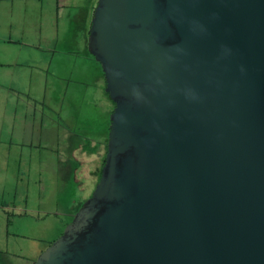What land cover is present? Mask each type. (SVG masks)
Segmentation results:
<instances>
[{
  "label": "water",
  "instance_id": "obj_1",
  "mask_svg": "<svg viewBox=\"0 0 264 264\" xmlns=\"http://www.w3.org/2000/svg\"><path fill=\"white\" fill-rule=\"evenodd\" d=\"M101 176L34 264H264V0H98Z\"/></svg>",
  "mask_w": 264,
  "mask_h": 264
},
{
  "label": "crops",
  "instance_id": "obj_2",
  "mask_svg": "<svg viewBox=\"0 0 264 264\" xmlns=\"http://www.w3.org/2000/svg\"><path fill=\"white\" fill-rule=\"evenodd\" d=\"M65 1L0 0V162L7 166L21 165L23 159L30 161L33 150L41 149V144L53 137L59 147L67 150L71 180L82 192L77 174L82 157L88 155L83 150L84 144L90 142L94 146L108 137L114 106L107 96L100 101L98 87L101 84L105 87L104 74L88 52L89 30L98 0ZM63 29L70 31L65 40ZM81 29L85 33L77 32ZM57 62L68 63L62 76H58ZM84 72L94 78H84ZM51 79L65 85L61 96L68 92L64 110L62 103L57 106L56 119L51 117L49 113L53 110L45 103L46 96L52 93L47 94ZM102 106L106 111L101 133L98 112ZM53 125L59 126L56 131L51 130L55 128ZM35 143L39 145L36 147ZM23 173L24 169L16 170L18 176ZM9 179L7 171L0 173V181ZM15 198L12 206L22 208L16 206ZM23 203L26 209L27 194ZM5 208L8 207L2 212ZM11 222L12 219H5L7 225Z\"/></svg>",
  "mask_w": 264,
  "mask_h": 264
},
{
  "label": "rangeland",
  "instance_id": "obj_3",
  "mask_svg": "<svg viewBox=\"0 0 264 264\" xmlns=\"http://www.w3.org/2000/svg\"><path fill=\"white\" fill-rule=\"evenodd\" d=\"M67 1L69 0L65 2ZM62 27H65V24ZM77 32L85 33L84 29ZM69 33V30L63 31L62 40H65ZM67 41L64 42L67 44ZM59 56L64 57L62 54ZM64 63L57 62L58 76L64 75V70L68 68V63ZM81 64L83 63L81 62ZM77 70H79L78 64ZM89 76H91L89 72L83 73L84 78ZM92 77L94 78L91 76V79ZM61 83L51 79V84L47 86V94L52 93L50 96H46L45 103L52 108L53 111L49 114L54 118L59 112L57 110L59 102L62 103L63 110L64 103H67L64 100L68 97V92L66 96H61L60 91L65 90V85ZM98 88L100 101H102L106 98L105 87L101 84ZM55 92L58 93V96H53ZM101 97L103 98L101 99ZM63 110L61 111L63 112ZM105 111V106H102L98 112V127L101 133L105 126ZM82 125L86 126L85 122ZM53 126L55 127L51 129L53 131L59 127ZM35 145L37 147L39 144L35 143ZM67 153V150L57 145L55 138L50 137L41 144V149L33 150L30 161L23 159L21 165L13 163L7 166L0 162V173L2 174L5 170L10 176L9 180L0 181V264H34L38 257L63 234L66 226L73 219L72 214L76 210L78 211L90 197L96 185L98 169L103 162L104 148L101 147L97 154L87 153L88 155L84 154L82 157L81 167L77 174L82 192H79L71 180V167L67 164ZM13 154L16 155V150L13 151ZM18 168L24 169V173L20 176L16 174ZM26 194L28 195V205L26 209H23L25 206L23 200ZM14 198L16 206L22 208L16 209L12 206ZM73 201H75L74 204ZM6 206L8 207L5 208L6 213L2 212ZM6 218L12 219L8 225L5 223Z\"/></svg>",
  "mask_w": 264,
  "mask_h": 264
},
{
  "label": "trees",
  "instance_id": "obj_4",
  "mask_svg": "<svg viewBox=\"0 0 264 264\" xmlns=\"http://www.w3.org/2000/svg\"><path fill=\"white\" fill-rule=\"evenodd\" d=\"M106 96L109 98L107 92H106ZM110 99V98H109ZM111 100V99H110ZM113 106H114V103H113ZM107 141H108V137H106L102 142H99L98 144H95L94 146H91V143L90 142H86L84 144V147H83V150L88 153V154H95V153H98L100 148H101V145L103 144V148L105 150V153L103 155V162H102V165L101 167H99L98 169V173H97V180H96V184L98 183L99 179H100V176H101V170H102V166L104 164V160H105V154H106V149H107ZM96 186V185H95ZM91 196V195H90Z\"/></svg>",
  "mask_w": 264,
  "mask_h": 264
}]
</instances>
